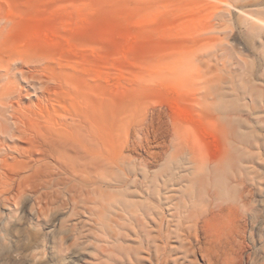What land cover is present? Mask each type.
<instances>
[{"label":"rangeland","instance_id":"rangeland-1","mask_svg":"<svg viewBox=\"0 0 264 264\" xmlns=\"http://www.w3.org/2000/svg\"><path fill=\"white\" fill-rule=\"evenodd\" d=\"M225 1L0 0V25L11 42L32 51L11 58L45 57L58 72L69 63L74 86L93 101L103 98L106 145L101 197L51 158L37 162L34 155L24 170L10 172L13 181L0 195V264H135L138 248L147 256L140 240L155 236L143 212L156 198L145 194L156 186L168 188L171 208L187 204L179 230L190 235L187 245L163 228L171 257L264 264V65L256 59L262 35L233 29L235 13L216 10ZM221 15L232 25L210 33ZM242 59L252 64L251 77ZM205 63L214 75L199 77ZM80 95L60 106L80 111ZM182 136L196 152L184 167L176 164L185 157ZM171 172L181 179L167 187ZM123 188L125 197L117 192ZM87 194L134 204L135 221L114 208L102 231ZM189 244L193 253L185 257Z\"/></svg>","mask_w":264,"mask_h":264},{"label":"bare ground","instance_id":"bare-ground-1","mask_svg":"<svg viewBox=\"0 0 264 264\" xmlns=\"http://www.w3.org/2000/svg\"><path fill=\"white\" fill-rule=\"evenodd\" d=\"M222 6L223 8L219 7L216 10L227 13L234 12L240 19V21H232L233 29L235 28L239 34H244L245 30L252 35H262L261 52L258 57L256 56V59L258 65H264V0H234V2L227 0L223 2ZM230 23V19L226 21L221 15L209 23L208 30L212 34H220L219 32L226 29ZM9 36L8 27L0 25V195L3 189L13 181V177L9 175L10 172L17 169L24 170L28 164L27 160H32L35 158L34 155H38L37 162L51 158L61 163L60 167L64 171L72 175H82L87 183L84 184L94 187L93 195L101 197L106 163V145L100 121L104 113L103 98L99 97L93 101L82 89H77L74 86L70 77L69 63L58 65L60 69L58 72L54 62L45 57L11 58L12 54L18 52L32 51L26 44L11 42ZM242 63L245 75L251 77L253 75L252 64L246 59H242ZM205 64L203 66L205 70L202 74L199 72V77L215 72L207 63ZM206 83L201 84L202 87L207 85ZM72 95L82 96L83 100L80 99L83 102L79 101L84 106L82 105L83 108L80 111L60 106L63 100ZM24 100H29L30 104L24 105ZM67 104L69 103L67 102ZM176 113L178 116H182L180 112L176 111ZM182 138L184 140L183 136ZM21 144L25 147H21ZM183 144L181 153L185 157L176 163L181 167L194 163L196 153L195 146L187 138ZM186 155L190 157H186ZM174 169L176 168L174 167ZM179 179L181 176L176 175V172H171L166 177L164 185L167 186L168 183ZM166 189L156 186L151 193L145 194L149 197L151 195L156 197L151 200L152 202L150 201L147 211L143 212L144 218L151 223L155 236L151 243L140 240V243H144L147 256H141L138 248L132 259L135 264H140L145 260H150V264L151 262L153 264L183 263L182 259L171 257L168 254L167 239L169 236L163 233V228H166L167 231L175 229V233L179 232V237L183 236V245H187L190 235L179 231L182 221L189 218L185 216L187 204L179 202L171 208L168 203L169 199L165 198ZM117 192L125 197L128 189H119ZM86 199L95 205V208L90 210V214L100 227L105 226L106 213L114 208L128 211L129 221H135L133 216L136 213L133 209L135 205L125 199L112 204L90 199L88 194ZM172 209L180 211L176 214ZM203 223L207 224L208 222L205 220ZM193 226L196 227L195 222ZM101 230L104 231L103 228ZM134 231L138 237L137 229ZM188 247L185 257L188 253H193V246L189 244ZM207 251L203 247L199 249L200 254L208 258ZM8 258L2 259L1 262L6 263ZM208 263L212 264L210 258H208Z\"/></svg>","mask_w":264,"mask_h":264}]
</instances>
